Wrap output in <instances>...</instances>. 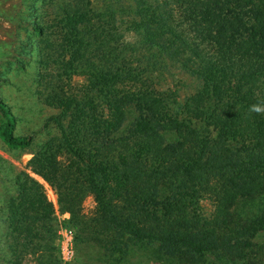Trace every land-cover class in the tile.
I'll list each match as a JSON object with an SVG mask.
<instances>
[{
  "label": "trees",
  "instance_id": "16d2710c",
  "mask_svg": "<svg viewBox=\"0 0 264 264\" xmlns=\"http://www.w3.org/2000/svg\"><path fill=\"white\" fill-rule=\"evenodd\" d=\"M36 1L53 10L23 24L41 58L57 51L85 81L47 101L60 108L67 164L54 186L78 244L103 247L76 213L91 194L114 238L108 264H264V0ZM172 69L199 83L185 101L157 89ZM0 121L7 148L32 145L1 99ZM204 196L212 221L191 209Z\"/></svg>",
  "mask_w": 264,
  "mask_h": 264
},
{
  "label": "rangeland",
  "instance_id": "374dc122",
  "mask_svg": "<svg viewBox=\"0 0 264 264\" xmlns=\"http://www.w3.org/2000/svg\"><path fill=\"white\" fill-rule=\"evenodd\" d=\"M14 4L19 8L17 12L11 11ZM52 18V8H42L36 0H0V57L8 51L13 57L0 58V75L8 80L0 81V99L12 115L13 135L32 139V145L26 149H9L0 139V264H108L114 238L110 234L107 239L105 217L93 195L82 196L76 213L81 222L93 223L86 224L96 232L90 240H95L99 232L104 240L102 248L92 242L78 244L80 235L75 221L71 214L62 211L60 194L54 186L67 161L57 146L60 137L55 118L60 116V108L47 101L55 103L53 99L61 93L76 92L75 87L85 81L68 63L69 59L62 63L54 61L58 59L57 51L49 58H41L40 40L30 36L23 25L43 24ZM11 19H20L21 28ZM51 44L53 39L47 42L52 49ZM20 53H26V57ZM17 59L21 64H17ZM169 74L157 89L176 90L181 101L199 86L198 81L178 69ZM31 203L36 210L30 208ZM215 207V199L204 196L191 209L212 221ZM131 264H137V260L131 259Z\"/></svg>",
  "mask_w": 264,
  "mask_h": 264
}]
</instances>
